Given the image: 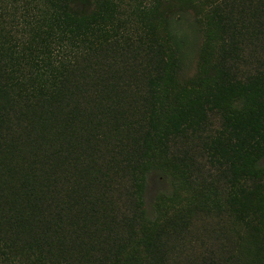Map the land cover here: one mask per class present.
<instances>
[{
  "label": "trees",
  "instance_id": "1",
  "mask_svg": "<svg viewBox=\"0 0 264 264\" xmlns=\"http://www.w3.org/2000/svg\"><path fill=\"white\" fill-rule=\"evenodd\" d=\"M134 19L117 0H0V264H264V0H151ZM212 211L224 240L184 253Z\"/></svg>",
  "mask_w": 264,
  "mask_h": 264
},
{
  "label": "rangeland",
  "instance_id": "2",
  "mask_svg": "<svg viewBox=\"0 0 264 264\" xmlns=\"http://www.w3.org/2000/svg\"><path fill=\"white\" fill-rule=\"evenodd\" d=\"M151 0H117V6L119 10V16L123 19L124 23L122 30L128 29L136 33L138 23L135 21L129 20L131 16V10L137 8L144 4H149ZM174 20V21H173ZM172 20V29L180 38L186 41V51L183 55L184 67L183 75L189 76L193 73L195 69V60L197 57V50L200 44V28L194 22L193 16L190 13L182 15L181 20L173 18ZM264 163V160L262 161ZM149 194L154 196V194L163 188L167 189V184H161V182L156 181L155 177L150 181ZM166 186V187H165ZM226 216L223 213H218L216 211L209 212H200L193 217L192 223L194 228L186 230L181 234V240L179 241L180 247L183 248L184 253L190 252L193 248L198 250L201 248L197 244L196 238L201 237H210L215 236L224 240L223 234L221 235V228L212 230L213 227H224V231L228 232L229 223L224 224ZM247 249H253V243L249 242L246 244ZM246 249V250H247Z\"/></svg>",
  "mask_w": 264,
  "mask_h": 264
}]
</instances>
